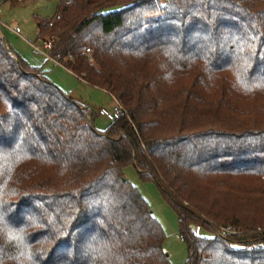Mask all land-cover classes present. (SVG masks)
Listing matches in <instances>:
<instances>
[{"label":"trees","instance_id":"1","mask_svg":"<svg viewBox=\"0 0 264 264\" xmlns=\"http://www.w3.org/2000/svg\"><path fill=\"white\" fill-rule=\"evenodd\" d=\"M36 27L125 114L95 130L0 35V264H170L128 164L185 264H264V0H58Z\"/></svg>","mask_w":264,"mask_h":264},{"label":"rangeland","instance_id":"2","mask_svg":"<svg viewBox=\"0 0 264 264\" xmlns=\"http://www.w3.org/2000/svg\"><path fill=\"white\" fill-rule=\"evenodd\" d=\"M58 0H0V31L5 44L27 65L39 69L43 75L80 104L92 117L95 130H105L114 118L116 99L102 89L86 85L60 64L38 52L32 45L41 46L36 27L37 18H52L56 14ZM117 7V6H115ZM111 7V8H115ZM17 28L19 32L13 29ZM124 178L133 184L148 203L153 216L164 232L163 250L170 264H185L186 246L179 238L177 217L163 200L154 182L141 181L132 164L123 169ZM200 234L210 233L203 230Z\"/></svg>","mask_w":264,"mask_h":264},{"label":"built area","instance_id":"3","mask_svg":"<svg viewBox=\"0 0 264 264\" xmlns=\"http://www.w3.org/2000/svg\"><path fill=\"white\" fill-rule=\"evenodd\" d=\"M15 32L18 33V29H16ZM41 42H42L41 46L33 44L32 47H33L34 50H36L38 52H44L45 55L48 56L47 55V50L50 47V42L47 39L41 40ZM112 112H113L114 116L115 115H123V114H125L124 109L118 103H116V106L113 108ZM227 232H232V231H230L229 229H225V228H219V229L215 230V234H217L219 236H224L225 233H227Z\"/></svg>","mask_w":264,"mask_h":264},{"label":"crops","instance_id":"4","mask_svg":"<svg viewBox=\"0 0 264 264\" xmlns=\"http://www.w3.org/2000/svg\"><path fill=\"white\" fill-rule=\"evenodd\" d=\"M1 23V22H0ZM17 28H15V29H13L14 31L16 30ZM18 32H19V30H18ZM0 35L3 37V39H4V36H3V34H2V32L0 31ZM48 58H49V56H47ZM51 59V58H50ZM52 60V59H51ZM52 61H54V60H52ZM55 62V61H54ZM86 84V83H85ZM86 85H88V84H86Z\"/></svg>","mask_w":264,"mask_h":264},{"label":"water","instance_id":"5","mask_svg":"<svg viewBox=\"0 0 264 264\" xmlns=\"http://www.w3.org/2000/svg\"><path fill=\"white\" fill-rule=\"evenodd\" d=\"M124 179V178H123Z\"/></svg>","mask_w":264,"mask_h":264}]
</instances>
